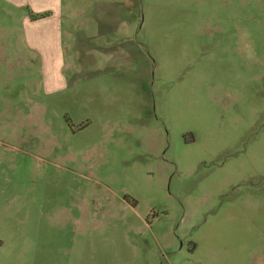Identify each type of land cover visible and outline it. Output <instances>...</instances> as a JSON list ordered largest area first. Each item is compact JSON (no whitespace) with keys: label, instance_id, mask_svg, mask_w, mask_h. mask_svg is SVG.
<instances>
[{"label":"rangeland","instance_id":"374dc122","mask_svg":"<svg viewBox=\"0 0 264 264\" xmlns=\"http://www.w3.org/2000/svg\"><path fill=\"white\" fill-rule=\"evenodd\" d=\"M0 264H264V0H0Z\"/></svg>","mask_w":264,"mask_h":264},{"label":"trees","instance_id":"16d2710c","mask_svg":"<svg viewBox=\"0 0 264 264\" xmlns=\"http://www.w3.org/2000/svg\"><path fill=\"white\" fill-rule=\"evenodd\" d=\"M39 17H45V15H40Z\"/></svg>","mask_w":264,"mask_h":264}]
</instances>
